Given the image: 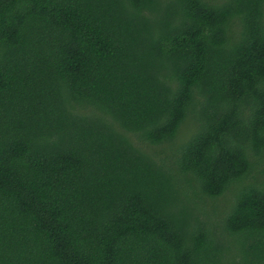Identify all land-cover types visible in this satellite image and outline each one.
Here are the masks:
<instances>
[{
  "label": "trees",
  "instance_id": "16d2710c",
  "mask_svg": "<svg viewBox=\"0 0 264 264\" xmlns=\"http://www.w3.org/2000/svg\"><path fill=\"white\" fill-rule=\"evenodd\" d=\"M0 264H264V0H0Z\"/></svg>",
  "mask_w": 264,
  "mask_h": 264
},
{
  "label": "rangeland",
  "instance_id": "374dc122",
  "mask_svg": "<svg viewBox=\"0 0 264 264\" xmlns=\"http://www.w3.org/2000/svg\"><path fill=\"white\" fill-rule=\"evenodd\" d=\"M186 128V127H185ZM190 128H193V127H190ZM188 129H183V134H187L188 133V131H187ZM134 142H135V144L137 145V146H141L142 148H144V145L145 144H143L141 141H140V139H137V138H135L134 139ZM165 148L166 147H163V148H155L154 150H155V156L157 157V156H164L163 154L165 153ZM162 149H164V152L162 153L161 152V150ZM167 149V148H166ZM168 152V151H167ZM158 159V158H157Z\"/></svg>",
  "mask_w": 264,
  "mask_h": 264
}]
</instances>
